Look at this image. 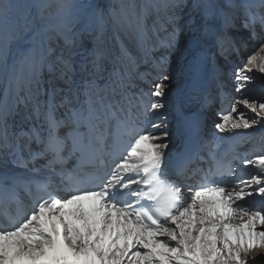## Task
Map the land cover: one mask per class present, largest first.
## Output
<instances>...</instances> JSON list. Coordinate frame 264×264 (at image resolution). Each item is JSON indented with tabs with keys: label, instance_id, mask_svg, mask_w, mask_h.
I'll return each mask as SVG.
<instances>
[{
	"label": "snow or ice",
	"instance_id": "obj_1",
	"mask_svg": "<svg viewBox=\"0 0 264 264\" xmlns=\"http://www.w3.org/2000/svg\"><path fill=\"white\" fill-rule=\"evenodd\" d=\"M149 8L157 14L151 27ZM27 9L17 16V5L0 0V161L32 174L0 173V264H243L242 253L264 246V208L246 204L264 203V150L241 159V171L254 170L244 176L211 152L208 168L193 166L198 152L186 155L197 133L187 106L195 93L202 108L211 103L206 69L217 89L227 76L237 94L215 129L230 136L264 129V101L244 94L255 73L264 74V0H150L139 15L121 3L108 17L91 0H35ZM109 18L151 59L156 75L140 74L147 90L125 92L116 69L98 83L105 54L85 49L82 37L95 31L99 39ZM181 33L191 84L169 100ZM249 41L258 51L237 66ZM24 43L32 45L26 52ZM118 59L137 63L123 45ZM169 122L171 134L161 131ZM170 135L183 151H170ZM48 170L62 195L50 190L51 176L36 178ZM20 188L32 196L30 210Z\"/></svg>",
	"mask_w": 264,
	"mask_h": 264
},
{
	"label": "bare ground",
	"instance_id": "obj_2",
	"mask_svg": "<svg viewBox=\"0 0 264 264\" xmlns=\"http://www.w3.org/2000/svg\"><path fill=\"white\" fill-rule=\"evenodd\" d=\"M11 3L17 5L18 11L17 16H22L25 14L28 9L27 5L32 4L35 0H10ZM85 3L90 2V0H84ZM91 2L97 3L101 10L104 12L105 16L108 17L110 14V10L112 8H116L119 10L120 4L124 3L125 5L134 6V10L137 15L140 14L142 6L148 4L150 0H91ZM37 9L32 8L31 13L33 15L36 14ZM53 9H47L44 12V15L47 16L49 12H52ZM161 19H163V13H160ZM157 14L155 9L149 8L148 13L146 15V24L151 27V25L155 22ZM183 20L180 21V24H183ZM37 26H39V21H37ZM245 34L247 30H242ZM29 36L32 35L31 32L28 33ZM28 35L24 36V40H27ZM97 33L95 31L85 32L82 40L85 49L92 50L96 48L99 51H102L105 55L102 60V69L97 74L98 83L103 85L109 79V74L113 72L114 69L118 70L124 77V91L128 94L138 93L141 89L147 90L148 84L140 78V74L151 72L152 76H155L156 73L152 69V61L151 59H142L141 54L135 47V43L132 39V32L130 29L122 27L118 24H114L113 21L109 18L108 23L106 25V29L102 36L97 39ZM163 35V33H161ZM121 45L125 46L129 49L133 56L137 58V63L135 65L119 60ZM15 46V45H14ZM32 47L30 43L23 44V50L26 52L28 48ZM185 39L183 33H181V45L176 49L172 54L171 64H170V74L171 80L169 81L170 89L169 96L167 99H171V94L176 90L187 91L190 84V73L188 71V61L190 57L185 55ZM258 49H253V42L249 41L247 48L242 50L241 58L237 59V66H241L243 63H246L247 58L250 55L256 54ZM264 54V53H262ZM159 52L152 53V56H158ZM212 72L211 69L205 70V78L202 82V88L206 89L211 97V103L206 107H201V113L205 116V131L210 132L207 135L206 141L209 143L207 146L208 149L220 150L223 146L229 144H235L237 146V153H234L232 156H229V160L231 164L237 168V174L240 176H244L247 173L254 171L251 168L245 169L244 171L240 170V163L242 158H253L255 155L261 153L264 150V129H260L259 127L248 130L245 133H242L238 136H230L225 133H219L218 130L215 129L214 124L220 119L221 113H228L231 110V106L237 97V94L232 90L231 84L228 82L227 76H224L223 79L225 81V86L222 90L216 88L215 84L211 82ZM256 79L249 84L245 95L250 98L257 99L260 101H264V74L255 73ZM152 77L149 76L148 79ZM115 80V77H112ZM63 86V85H61ZM5 82L2 78H0V99H3ZM119 90V89H118ZM262 91V93H261ZM119 98V97H117ZM9 104H11V97H9ZM135 111V109H134ZM63 112V109L60 110ZM167 114V113H166ZM251 115V113H249ZM19 123V116L9 117V123ZM25 130H28V125H24ZM174 122H169L167 129H161V131H169V133L174 132ZM16 130V129H13ZM66 131V129H60L61 135ZM214 137H211V136ZM171 143H170V151L174 153L178 149L179 140L178 138L172 137L170 135ZM31 147L33 150H39L41 146H38L35 142L32 143ZM43 160L37 161V166L43 164ZM193 166H198L201 168H206L207 165L205 163H195ZM31 167V166H30ZM5 170H10L12 173L21 174L25 177L32 176L26 169L16 168L11 162H7L6 164L3 161H0V173H3ZM40 175H48L49 171H42ZM243 203V202H242ZM247 206L251 209H260L264 208V203H262L259 198L252 199L248 198L246 201ZM259 227V226H258ZM254 249L262 250V246L253 247ZM251 249V248H250ZM259 250V251H260ZM250 251V250H249ZM252 251V250H251ZM258 251V252H259ZM246 253H244L245 255ZM255 254V253H254ZM243 255V254H242ZM241 255V256H242ZM260 255H264V253H260ZM257 256V255H256ZM255 257V255L253 256ZM242 259V258H241ZM258 259V258H257ZM252 260V257H251ZM254 260V259H253ZM264 263V256L261 258Z\"/></svg>",
	"mask_w": 264,
	"mask_h": 264
},
{
	"label": "rangeland",
	"instance_id": "obj_3",
	"mask_svg": "<svg viewBox=\"0 0 264 264\" xmlns=\"http://www.w3.org/2000/svg\"><path fill=\"white\" fill-rule=\"evenodd\" d=\"M28 35V34H27ZM28 37H30L29 35H28ZM261 93H262V91H261ZM210 134V132H208V131H206V134ZM207 134V135H208ZM262 250H260V249H258V250H256V249H254V248H251V249H248L245 253V255H244V253H242L241 255V257L240 258H242L241 260L243 261V264H264L263 263V260H261V258L264 256V255H260V253H264V246H262V248H261ZM250 250V251H249ZM252 250V251H251ZM260 250V251H259ZM259 251V252H258ZM255 253V254H254ZM255 255V257H253ZM257 255V256H256ZM251 257H252V260H251ZM258 258V259H257ZM254 259V260H253Z\"/></svg>",
	"mask_w": 264,
	"mask_h": 264
}]
</instances>
